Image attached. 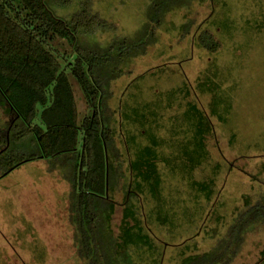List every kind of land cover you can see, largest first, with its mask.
Returning a JSON list of instances; mask_svg holds the SVG:
<instances>
[{
  "label": "rangeland",
  "instance_id": "374dc122",
  "mask_svg": "<svg viewBox=\"0 0 264 264\" xmlns=\"http://www.w3.org/2000/svg\"><path fill=\"white\" fill-rule=\"evenodd\" d=\"M86 1L52 9L72 18ZM90 1L116 30L81 43L108 55L111 77L118 55L122 70L104 107L113 139L106 190L116 207L95 200L101 253L109 264H264L263 221L238 250L226 247L264 200V0ZM204 33L216 52L201 45ZM73 82L81 124L91 110ZM13 118L0 101V132ZM40 151L21 121L0 154V264H88L73 222L79 154L24 162L4 176V165Z\"/></svg>",
  "mask_w": 264,
  "mask_h": 264
},
{
  "label": "trees",
  "instance_id": "16d2710c",
  "mask_svg": "<svg viewBox=\"0 0 264 264\" xmlns=\"http://www.w3.org/2000/svg\"><path fill=\"white\" fill-rule=\"evenodd\" d=\"M72 2L0 0V101L8 105L14 116L6 131L0 132L3 133L0 143L6 147L9 144L4 152L8 151L11 133L22 121L28 126V135L33 136L34 143L36 141L42 150L20 163L4 165V176L24 162L50 159L63 153L79 154L77 176L73 182L74 191H78V210L74 212L77 215L73 222L77 229L79 255L88 264H109L108 257L101 253L102 244L97 235L95 200L111 201L114 213L116 203L106 190L107 173L111 170L106 150L113 139L104 107L112 94L111 80L122 74L118 62L121 57L118 55L117 60H112L115 68L111 77L108 55L91 52L89 46H83L81 42L89 40L98 30H116L115 25L101 19L93 11L90 0L83 2L80 12L72 18H61L52 9L53 5L67 6ZM199 41L212 53L220 47L208 33H204ZM72 54L76 56L74 62L69 59ZM73 80L91 110L90 116H85L81 124L77 121ZM68 99L72 106L68 105ZM39 119L46 129L35 124ZM20 134L24 136L25 131ZM252 209L254 215L242 217L230 230L227 248L234 245L238 250L244 235L257 223L264 222V200ZM227 251H223L224 258ZM236 254L235 251L228 261ZM184 263H188V259Z\"/></svg>",
  "mask_w": 264,
  "mask_h": 264
},
{
  "label": "flooded vegetation",
  "instance_id": "af4514ba",
  "mask_svg": "<svg viewBox=\"0 0 264 264\" xmlns=\"http://www.w3.org/2000/svg\"><path fill=\"white\" fill-rule=\"evenodd\" d=\"M9 110H10V109H9ZM10 112H11V111H10ZM9 134H10V133H9V131H8V132H7V139H9ZM8 145H9V144H8ZM8 145H7V147H8ZM7 147H5L3 150H1V151H0V154H1V153L3 154L4 151H5V149H6Z\"/></svg>",
  "mask_w": 264,
  "mask_h": 264
}]
</instances>
